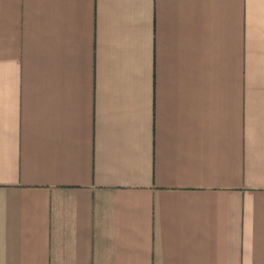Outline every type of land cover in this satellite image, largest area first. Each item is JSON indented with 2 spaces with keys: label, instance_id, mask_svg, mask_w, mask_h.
<instances>
[{
  "label": "crops",
  "instance_id": "0c3cea01",
  "mask_svg": "<svg viewBox=\"0 0 264 264\" xmlns=\"http://www.w3.org/2000/svg\"><path fill=\"white\" fill-rule=\"evenodd\" d=\"M0 264H264V0H0Z\"/></svg>",
  "mask_w": 264,
  "mask_h": 264
}]
</instances>
